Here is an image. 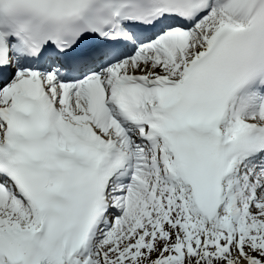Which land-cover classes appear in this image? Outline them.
<instances>
[{
	"label": "snow or ice",
	"instance_id": "6c2138e0",
	"mask_svg": "<svg viewBox=\"0 0 264 264\" xmlns=\"http://www.w3.org/2000/svg\"><path fill=\"white\" fill-rule=\"evenodd\" d=\"M0 264H264V0H0Z\"/></svg>",
	"mask_w": 264,
	"mask_h": 264
}]
</instances>
